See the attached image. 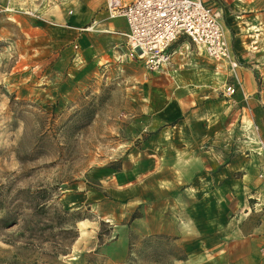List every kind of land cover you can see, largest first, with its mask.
I'll use <instances>...</instances> for the list:
<instances>
[{
	"label": "crops",
	"instance_id": "0c3cea01",
	"mask_svg": "<svg viewBox=\"0 0 264 264\" xmlns=\"http://www.w3.org/2000/svg\"><path fill=\"white\" fill-rule=\"evenodd\" d=\"M205 1L223 11L238 77L219 62L190 71L185 59L193 43L180 38L171 61L152 72L166 82L150 86L142 103L151 118L146 139L112 174L101 170L100 189L77 185L61 197L67 209L92 207L95 215L79 220L89 234L96 216L115 226L119 219L116 239L98 249L113 261L125 258L132 230L177 237L186 257L174 264H264V0ZM105 5L83 0L68 19L97 65L127 54V20L109 17ZM110 203L124 212L106 210ZM96 249L80 252L78 264H95L87 254Z\"/></svg>",
	"mask_w": 264,
	"mask_h": 264
},
{
	"label": "rangeland",
	"instance_id": "374dc122",
	"mask_svg": "<svg viewBox=\"0 0 264 264\" xmlns=\"http://www.w3.org/2000/svg\"><path fill=\"white\" fill-rule=\"evenodd\" d=\"M82 2L0 0V264H78L95 245L87 254L95 264H174L165 254L131 259L126 245L123 260L100 256V245L116 239L115 223L96 216L92 235L77 221L92 207L64 211V192L100 189L101 170L112 174L146 139L151 118L142 103L150 86L166 82L128 45L121 61L94 64L69 26L70 8ZM191 50L190 71L219 64ZM105 209L124 212L117 203Z\"/></svg>",
	"mask_w": 264,
	"mask_h": 264
},
{
	"label": "built area",
	"instance_id": "2783aa9c",
	"mask_svg": "<svg viewBox=\"0 0 264 264\" xmlns=\"http://www.w3.org/2000/svg\"><path fill=\"white\" fill-rule=\"evenodd\" d=\"M109 17L123 16L129 30L127 45L149 70H160L171 61L173 44L189 39L200 52L227 65L238 77L240 61L235 57L220 7L205 0H106ZM229 95L235 87H227Z\"/></svg>",
	"mask_w": 264,
	"mask_h": 264
},
{
	"label": "trees",
	"instance_id": "16d2710c",
	"mask_svg": "<svg viewBox=\"0 0 264 264\" xmlns=\"http://www.w3.org/2000/svg\"><path fill=\"white\" fill-rule=\"evenodd\" d=\"M53 199V198H51ZM49 201L50 198H47ZM65 208V207H64ZM80 209H67L65 208V213L68 214H78L80 212ZM86 216H78L77 221L87 217ZM138 216L137 211L134 212L131 216V220L136 218ZM23 227L26 229H29L30 231L33 230V225L30 223V220L26 217L23 219ZM100 236L101 233H100ZM138 235L134 231H130L129 235V258L134 259H140V257L148 256L147 260L157 262L161 257L160 254H165V256H169L172 261L174 259H182L186 257V252L184 251L183 247L180 245V243L177 241V237L167 235L164 233H153L149 235H145L139 240L141 243L139 249H135V244L137 243L136 238ZM144 245V248L143 246ZM161 251V253H160ZM65 254L68 253V251H62Z\"/></svg>",
	"mask_w": 264,
	"mask_h": 264
}]
</instances>
